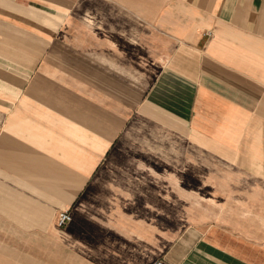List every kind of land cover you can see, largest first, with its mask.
<instances>
[{"label":"crops","instance_id":"obj_1","mask_svg":"<svg viewBox=\"0 0 264 264\" xmlns=\"http://www.w3.org/2000/svg\"><path fill=\"white\" fill-rule=\"evenodd\" d=\"M157 261L264 264V0H0V264Z\"/></svg>","mask_w":264,"mask_h":264},{"label":"built area","instance_id":"obj_2","mask_svg":"<svg viewBox=\"0 0 264 264\" xmlns=\"http://www.w3.org/2000/svg\"><path fill=\"white\" fill-rule=\"evenodd\" d=\"M70 220V214L68 212L61 214L60 216V225H65ZM154 264H164L162 261H157Z\"/></svg>","mask_w":264,"mask_h":264},{"label":"rangeland","instance_id":"obj_3","mask_svg":"<svg viewBox=\"0 0 264 264\" xmlns=\"http://www.w3.org/2000/svg\"><path fill=\"white\" fill-rule=\"evenodd\" d=\"M118 2H119V0H118ZM104 7H106L107 11L110 12V13H113V14L119 13V8L116 7V6L108 4V5L104 6ZM117 154H119V152Z\"/></svg>","mask_w":264,"mask_h":264}]
</instances>
